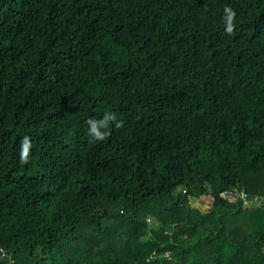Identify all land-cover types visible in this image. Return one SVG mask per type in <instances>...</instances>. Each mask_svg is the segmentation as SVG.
<instances>
[{"label": "trees", "instance_id": "obj_1", "mask_svg": "<svg viewBox=\"0 0 264 264\" xmlns=\"http://www.w3.org/2000/svg\"><path fill=\"white\" fill-rule=\"evenodd\" d=\"M263 247L264 0H0V264Z\"/></svg>", "mask_w": 264, "mask_h": 264}, {"label": "clouds", "instance_id": "obj_2", "mask_svg": "<svg viewBox=\"0 0 264 264\" xmlns=\"http://www.w3.org/2000/svg\"><path fill=\"white\" fill-rule=\"evenodd\" d=\"M226 31L232 32L234 24H233V17L235 15L234 11L230 8L226 10ZM115 115L111 113H106L104 118L97 120V119H89L88 120V133L95 139H103L108 133L105 131L109 126L110 121H115ZM117 126H119V121H116ZM27 149V139L25 140V150Z\"/></svg>", "mask_w": 264, "mask_h": 264}, {"label": "rangeland", "instance_id": "obj_3", "mask_svg": "<svg viewBox=\"0 0 264 264\" xmlns=\"http://www.w3.org/2000/svg\"><path fill=\"white\" fill-rule=\"evenodd\" d=\"M210 200H211V198H210L209 196H207V195H202V196H200L199 198L192 199V200H191V203H192L193 205L199 206V207H201V208H206V207H208L207 205H208V203L210 202ZM262 201H263V200H262L261 197H257V198H255V200H253V201H246V202H244V205H245L246 207L258 206V205H260V204L262 203ZM147 221L150 223L151 226H155V225L153 224V222H152V219H148ZM165 255L168 257V256H169V253H166Z\"/></svg>", "mask_w": 264, "mask_h": 264}, {"label": "built area", "instance_id": "obj_4", "mask_svg": "<svg viewBox=\"0 0 264 264\" xmlns=\"http://www.w3.org/2000/svg\"><path fill=\"white\" fill-rule=\"evenodd\" d=\"M220 195L226 199L227 201L229 202H233L235 201V193L234 191H231V190H224L220 193ZM240 196H243V193L240 194ZM244 202H246V200H244ZM263 250H264V247H263ZM2 255H5V253L2 251ZM264 264V263H262Z\"/></svg>", "mask_w": 264, "mask_h": 264}]
</instances>
